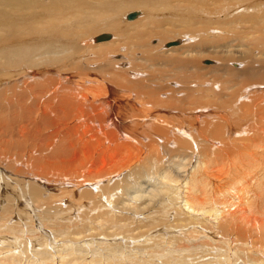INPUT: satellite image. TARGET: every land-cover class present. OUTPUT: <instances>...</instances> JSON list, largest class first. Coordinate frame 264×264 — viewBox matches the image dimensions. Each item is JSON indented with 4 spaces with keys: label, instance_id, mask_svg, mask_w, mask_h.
I'll use <instances>...</instances> for the list:
<instances>
[{
    "label": "bare ground",
    "instance_id": "obj_1",
    "mask_svg": "<svg viewBox=\"0 0 264 264\" xmlns=\"http://www.w3.org/2000/svg\"><path fill=\"white\" fill-rule=\"evenodd\" d=\"M128 1L129 0H48L47 2V0H0V78L2 79H0V89L5 86V89L0 90L1 129L2 127L9 128L8 121L10 117L8 118L7 112L16 104L15 98L18 95H16V93L17 90H19L17 87L21 83L20 80L11 83L10 80L12 78V80H14L22 73H26L24 74L27 77L26 79H30L32 82H26L25 79L24 82L26 83L23 82L21 88H25L23 89L25 91L23 94H32L35 90L34 85L29 87L30 83H34V80H39L42 78L41 76L45 74L52 73L54 74L52 75L53 77L64 81L72 80L76 76L78 79L74 81L73 85L75 87H71L72 101L62 105L71 106L70 111L76 110L77 113L73 115V117L75 120H78L77 123H81L79 124L81 127L87 129L88 125L95 124L96 128L94 129L105 135L100 134L103 140L100 141V143H108V145L104 144V147L109 146V150L102 153L111 155L107 160L109 163H112L114 161L113 156H116L110 150L116 151L130 144L134 145L136 150H139V155H142V153L139 152L150 149V147L148 148V138L150 139L151 136L156 137V144H158L159 141H163L158 145H160V147L163 146L167 150L162 155L160 154L161 156L158 158V161L154 163V165L159 166L154 176L148 174L152 163L147 164L149 156L146 157L145 166H143L141 162L139 163L141 165L130 168L129 175L136 172L137 179L138 181L140 180L137 186L131 187L130 189L127 187V184L130 185V181L126 180L129 175L127 176L126 173V176H124L121 181L111 183L113 181L111 178L115 175L119 176L122 173L123 167H121V169L111 168L112 171L108 174L111 176L105 178L104 176L107 174H105L106 167L100 168L99 166L98 168L99 164L97 163V167L91 170L94 173L87 170L89 173L84 174L83 172L86 170V166L84 165L87 161L85 159V162L83 160L85 157H82V162H85L84 165L78 162L82 165V168L85 167V170L81 171L80 169L81 175L78 174L77 180H73L72 178L67 180L68 184H72L71 186L81 190L77 192L75 190L78 189L70 188L71 186L66 183L68 185L67 188H61L62 190L59 193L51 192L48 197H45V189H54V184L51 182L53 179L50 177L51 171L47 170L41 172L37 168V165L40 160L48 161L49 158L41 156L37 153V150L34 149L36 151H34V161H28L26 163L27 174H29V177L31 176V178H34V182L23 181L24 186L19 194L20 197H24L27 202H34V213L36 209L41 210L45 208L38 214L41 229L37 231L38 229H36L35 225H33L34 228L31 226L33 220L29 222L30 226L26 224L29 228L28 232L31 234V237L34 238V249L32 253H29L25 243L24 246H21V242L20 246H16L18 241H20L18 236L22 235H19L16 231V226L12 225L2 230L3 227L0 225V233L4 234L6 231L14 234L12 240L15 243V246L11 245L10 247L4 245L1 247L0 245V264H213L211 259L214 258V256L211 255V251L215 249L221 250L222 244L219 245V243H224V245L227 244L226 251L228 247H232L231 249L234 250L233 253L236 256L231 258V254H224L223 251L222 254L220 253L221 255L219 254L220 261H223V264H228V261H230L229 264H264V241H258L260 237H256L257 239H255V236L251 237L257 232L258 234H264V195L261 197V194L264 193V134H262L264 132V121L260 119V116L264 113H262V111H264V106H262L264 104V39L263 37L248 38V46L245 44L247 46L246 49L242 46L244 43L240 44L241 46L236 45L243 47L237 50L238 53H240L238 57L232 55L228 50L224 51L223 58L219 57L215 64H213L214 60L212 62V59H202L204 60L203 62L199 60L202 56H210L205 55L208 51V47H214L213 44L204 39L205 37H210L214 34V36H216L215 42L220 41L219 47H229L230 45L228 46L224 40L230 33H234L236 36L235 39H238L240 29H243L246 25H253V23H257L261 19H264V9H262V7H264V0H142L139 2L136 1L134 4H128ZM227 1L229 5L233 6L232 10L234 11L229 14L228 11L231 10L229 8L231 6L226 5ZM99 5H106V7L100 9ZM165 8L170 10L169 13L172 17V26L179 22V26L182 27V31L181 29L177 30L173 35H177L180 38L185 37L184 42L176 38L177 36H175L173 40L168 39V32L165 30H169V28L166 29L163 27V29H161L162 25L168 22V18L163 16L165 12L163 10ZM251 8H254L255 10H253L257 12L250 14L249 10ZM68 9L71 12L68 11ZM261 9L262 11L259 13ZM160 12L161 14L163 13L162 16L165 20H160ZM53 14H55L54 19H50ZM222 14H224L223 19H221ZM53 20L56 22H71V24L78 22L85 29L88 28L90 31H87L88 29L84 30L83 35L85 36H82L80 38L81 40H78V42H82L81 46L84 50H95L98 55L99 53L105 54L106 57H109V60H112L114 63H119L118 60L123 59H113L120 54L124 56L126 54L125 52L128 51V54H131V56H138L139 52H137V50L139 49L138 51H142L139 47L134 48L130 40L144 48L143 51L140 52V57L142 58L145 55H152L155 57L154 59H156L157 56H162L158 54L157 49L162 53L179 52L176 56H172L173 54L171 53L166 55V61L170 62L168 65H174V68L177 70L175 72L177 78L175 80L171 78L172 81L170 80V84L174 83L175 85H171L169 90H165L166 95H168L170 99L163 101L161 105H152V109L157 113H150V115L146 117L147 120L145 123L149 126V130L146 128L147 130L143 129L144 131L137 134L140 130L135 129L136 125H134V123L133 128H131L132 124H125V122H136L137 120L134 116L139 110L136 109V111H138L134 114L132 110L134 102L130 104L126 102L127 104H124L125 107H119L120 109L119 111L117 110V112L110 109L111 114L108 117L104 116L106 119L103 117L104 120L102 121H104V123L96 121L93 123L91 122L92 124H88V119H86V117H92L95 113L94 111L99 108L98 104L92 106L91 102H95L90 99V95H97L96 93H100V91L102 94L104 93V95L105 93L108 94L110 88L107 86H105V88L91 86L99 79L96 77L94 79V77L89 74L90 71H87L89 69L85 70L86 73H88L86 74L78 70L76 72L73 70L69 71L66 66H61L62 68L51 66L52 68H50V66L44 64L45 62H41L50 58L55 63H65L72 58L75 53V51L69 53L73 47L64 45L60 42V38L69 35H65L64 32H61L59 35L54 34L55 28ZM188 20L192 21L194 24L192 25ZM98 23H100L101 26L96 27ZM91 24H93V26L89 28ZM196 24H198V28L190 27L197 26ZM112 27L115 29L108 32V28ZM69 28L71 27L67 29ZM212 30L213 32H210ZM173 31L174 30L171 32ZM186 31H189L191 34L198 32L199 34L196 33L198 36L205 34L202 35L200 39H198L199 37L197 38L198 41L201 39L204 41L201 43L196 42L197 39H194L196 38L194 37L195 35H193V40L188 41L189 37L185 36ZM217 32H222V35L220 34V36ZM157 35L159 36V38H157L159 40L155 43L156 45L148 43L151 39L156 38ZM166 39L168 40L166 41ZM177 40V44L168 45L170 42ZM146 41L147 45L145 44ZM168 41L170 42L168 43ZM9 43L11 44L10 46L8 45ZM46 43H48L47 46H44ZM128 43L131 45H128ZM4 44L7 45L3 47ZM233 46H235V44H233ZM198 48H200V50H198ZM117 50L119 51L114 53V51ZM155 50L157 54L151 53V51ZM257 52L261 53V55L259 56ZM181 53L184 55H181ZM255 53L257 54L256 56ZM63 54L64 56L61 57ZM98 55L97 58L101 61V57ZM25 56L28 62L27 60L24 61ZM133 56V59L128 60L134 65V62H136L135 59L139 56ZM168 58H171V60ZM235 58L242 59L244 62L243 67H240V62L236 63L238 68L230 67V61L235 60ZM197 61H199V63ZM226 61H229L228 64ZM18 62L23 66L21 69L18 68ZM148 63H150V59ZM86 64L90 69L95 66V64L91 65L89 61L86 62ZM41 65L44 68H42ZM133 65L130 64V68ZM97 66L99 65L97 64ZM209 66L212 67V70L216 68L215 72L217 70H224L227 71V73L225 75L216 72L209 75L210 71L207 69H210ZM30 67L32 69L29 74L28 70H30ZM136 70L137 69L134 71L136 72ZM97 71L100 73V70ZM127 75L125 74V76ZM220 75L226 77L225 80H221L227 83V85L224 86L223 83H221V87L219 86L220 88H218L216 82L219 81L217 78H222ZM136 77L135 80H137ZM83 79L85 82H91V85H84L81 81ZM210 79H212V81ZM252 79H254V81L249 82ZM120 80L122 81V79ZM143 81L139 84H143ZM43 84L41 85L42 87ZM236 85L237 87L234 88ZM176 86L180 89V95L176 96L178 99L174 97V89ZM42 87L38 85V89L40 90L45 89L48 91L51 89ZM230 88H232V91H230ZM56 90L57 89H53V91ZM119 90L124 92L125 90H130L129 92L135 97L139 96L137 95V91L139 90L136 91L132 87L129 88L126 86ZM129 92L126 96L129 95ZM115 93H118V91ZM21 96L19 97L21 98ZM121 97L123 98V96H120V98ZM13 100L15 101L13 102ZM32 100L34 102L33 97ZM123 100L119 102L120 105L124 103ZM170 101L173 102L171 103ZM174 101H178L177 108L179 113L171 115V112L174 111L173 109L176 108ZM106 102L107 101H103L101 104ZM142 104L143 106L147 105L146 103L144 105V102ZM4 105L5 107H3ZM89 107H91V109H89ZM49 108L55 109L52 106H49ZM147 110L146 112H148ZM106 111L107 110H105V112ZM97 117L98 116H95V118ZM233 121L236 124L233 125ZM31 123L32 122H30V124ZM138 123L139 122H137V124ZM232 125L235 128L232 127ZM235 125H237V128ZM90 128L91 127H89V129ZM134 129L137 132H134ZM3 130L4 129H2V131ZM76 134H78L77 131ZM91 135L92 137L94 136L93 134ZM230 135H237V137ZM99 137L97 138L99 139ZM82 138H84V136H82ZM144 138L147 140L145 141ZM90 139L91 137L89 139L87 138V140ZM80 140L81 139H78L77 141L81 142ZM88 143L87 145L89 147L92 143ZM171 143L173 146L170 145ZM150 144L153 145L154 143ZM14 147H16V145ZM82 147L80 144L79 149H82ZM106 150L107 149L104 151ZM87 151L90 150L86 149V152ZM36 153L37 155L35 156ZM129 153L130 152H128V154ZM135 153L132 156L135 157V155H137L136 157H138V154ZM38 155L39 158L37 157ZM123 155H125V152ZM167 155L168 160L166 161L165 157ZM132 156L130 155L129 157L134 158ZM87 157L89 158V156ZM4 158H6V156H4ZM151 158L156 160V158ZM135 159L137 162L139 157ZM15 161H17V159ZM15 161L11 160L10 163L13 164ZM105 161L103 159V162ZM78 162L77 165H79ZM70 163L72 164L73 160L72 162L70 161ZM65 166L63 170H65ZM174 166H176V168H174ZM67 167L69 166L67 165ZM137 168L139 169L137 170ZM68 169L66 172L69 173L72 168ZM109 169L108 167L107 170ZM171 169L179 171L180 177L178 176L175 178ZM124 170L127 171V169ZM73 171H71L69 175H72L71 173H73ZM0 178L2 180L5 179L3 173L0 174ZM41 183L44 184L42 185ZM84 185H87V187L84 188ZM120 185L126 186L127 188ZM120 187L128 196L124 195V197L126 196L125 198L132 200L133 204L134 202L136 204L131 208L126 207V209H132L136 212L134 220H132V224H137L136 227L131 225V217H128V215L124 216L120 213L122 215L120 219H118V217L114 219V217H116L114 213L112 214V212H109L107 209H105L104 212L98 211L90 216L91 211L107 206L106 203H103L104 201H102V198H106L108 204H112L114 200L112 196L118 193ZM64 196L71 197L68 198L78 207V210L83 205L82 208L87 207L88 211H86V209L83 213L82 210L78 217H74L71 212L65 213L63 207L58 204L59 202L62 204L65 199ZM168 199L174 204V208H171L176 210L177 214L173 222L167 218L169 216L167 215V207L171 205V203H167ZM53 202L57 204L54 203V205H52ZM82 202L84 203L82 204ZM118 202L116 203L115 201V205H117ZM120 203H122V201L119 202V204ZM129 206H132L130 202ZM153 207H155L154 210L156 209V213L159 214L157 216V221L156 218H149L146 216V219L141 221L135 219L139 213L144 214V211L150 212ZM68 208L71 209L70 207ZM9 209L5 210L6 214L9 213ZM66 211H68V209ZM73 211L72 209V212ZM165 213L167 215L166 217L164 216ZM258 213H261V215L259 214L261 217ZM108 214L112 215V218L105 217V215ZM238 215L241 216L239 220L243 221L248 226L247 228L244 227L245 230H243L244 228L241 229L242 227L239 229L237 225L236 219L239 218H237ZM89 216L91 223L84 222V227H80L77 219L82 218L83 221H86ZM249 217L251 219H249ZM31 218L33 219V217ZM99 218L104 221L101 220L100 222H96L95 219L98 220ZM6 220L9 221V219ZM122 221L127 222L123 223ZM119 222H122V224ZM143 222L144 224L141 225ZM0 224H2V222ZM17 225V229L23 226L22 224ZM112 228H114V230H109ZM138 228L140 231H136ZM142 228L145 229L142 230ZM197 228L200 230H197ZM22 229H24V231L22 230L21 232L24 233L25 228ZM152 230L153 233H151ZM88 231H90V235L87 234ZM172 232L178 233L175 234ZM149 233L153 234L151 235V237H154L152 238L153 243H137L140 238ZM169 233L172 234L171 237ZM167 234L169 235V240L167 239V242H164L165 239L163 238H166L165 236ZM81 235H84L83 238H85V235H87V237L95 236L97 238L102 236L111 238L110 240L112 241L107 240L98 243L97 239L96 243L100 246L94 250L85 247V245L74 246V240L79 239L77 237H82ZM117 237L129 238L135 241V244H133L132 248H128V246L123 245L121 241H117ZM59 238H61L62 241ZM58 239L61 244L56 246L54 244L58 243L56 242ZM63 239H69L72 241V244H70V246L65 244L66 240L63 241ZM114 239L116 241L113 242ZM25 240L28 241L26 237ZM86 240H89V238H86ZM2 243H4V240L0 241V244ZM89 244L91 243L89 242ZM51 248H57V250L53 252ZM137 250L138 252L143 251V253L138 255L139 253ZM146 253L148 254L146 255ZM123 254H128V258L123 259ZM224 255H226V258H224ZM239 259L243 261H238Z\"/></svg>",
    "mask_w": 264,
    "mask_h": 264
},
{
    "label": "rangeland",
    "instance_id": "obj_2",
    "mask_svg": "<svg viewBox=\"0 0 264 264\" xmlns=\"http://www.w3.org/2000/svg\"><path fill=\"white\" fill-rule=\"evenodd\" d=\"M136 1L137 2H139V1H142V0H129L128 1V4H134V3H136ZM47 2H48V0H47ZM136 5H138V4H136ZM226 5L227 6H231V5H229V2L227 1V3H226ZM106 7V5H99V8L100 9H103V8H105ZM232 7L233 6H231V7H229L231 10H229L228 11V14L230 13V12H234L233 10H232ZM133 8H135V7H133ZM128 9H131V8H128ZM254 8H251L249 11H250V14H252V13H256L257 11H254L253 10ZM262 9H264V7H262ZM262 9L260 10V12L259 13H261V11H262ZM87 10V9H86ZM86 10H84V11H86ZM168 8H165L163 11H165L164 12V17L165 18H168L167 20H168V22H170V23H168V22H166V23H164L163 25H162V27H161V29H163V27H165L166 29L167 28H169V30H165V31H167L168 32V36H167V38L168 39H170V40H173V38L175 39V36H177V35H173L174 34V32H176L177 30H180L181 29V31H182V27L181 26H179V22H177V23H175V25L174 26H172V17H171V15H170V13H169V11L170 10H168ZM68 11H70L69 9H68ZM142 11V10H141ZM163 11H161V12H163ZM71 12V11H70ZM143 12V11H142ZM161 12H160V14H159V17H160V20H162V19H164V17L162 16V14H161ZM168 12V13H167ZM63 13V12H62ZM166 13V14H165ZM161 15V16H160ZM223 15L224 14H222L221 15V19H223ZM54 17H55V14H53L52 16H51V18L50 19H54ZM170 17V18H169ZM233 17V16H232ZM46 18H48V17H46ZM177 18H179V17H177ZM181 18H183V17H181ZM188 19V18H187ZM135 20V19H134ZM142 20V19H141ZM165 20V19H164ZM139 21V20H138ZM188 21H190V20H188ZM164 22V21H163ZM53 23H54V28H55V33L54 34H56V35H59L61 32H64V34L65 35H69V36H66V37H64V38H60V42L62 43V44H64V45H67V46H70V47H73V49L72 50H70L69 51V53H71V51H75V53L73 54V56H72V58H70L67 62H65V63H62V62H59V63H55V62H53V60L52 59H50V58H48L47 60H43V61H41V62H45L44 64H47L48 66H50V68H52L51 66H53V67H56V68H62L63 66H66V67H68V70L69 71H74V72H76L77 70L79 71V72H83V73H86V71L85 70H87V69H89V70H87V71H90V75H92V77H94V79H95V77L97 78V79H99L98 81H96V83L94 84V85H91V82H85V80L83 79V80H81L82 82H83V84L84 85H91V86H97V87H103V88H105V86H107V87H109L110 88V90H109V93L107 94V93H105V95H104V93L102 94V92L100 91V93L102 94H100V93H96L97 95H94L93 96V94H91L90 95V99H92L95 103H92L91 102V104H92V106L94 105V106H96V104H98V106H99V108H98V110H96V111H94L95 113L92 115V117L91 116H89L90 118H88V117H86V119H88L87 121H88V124H92L93 122H96V121H100V122H102V123H104V121H102V120H104V118L105 117H108L110 114H111V111H110V109H112V110H115L116 112H117V110L119 111V109L121 108V106H124L125 107V105L127 104L126 102H129V104L130 103H132V102H134V105H133V112H134V114L139 110V112H137V114H135V119H137L136 120V122L135 121H133V122H129V123H127V122H125V124L127 125V124H129V125H131V128H133V123H134V125H136V127H135V129L137 130H140V131H136L135 129V131L134 132H137V134L138 133H140V132H142V131H144V130H149V126H147V124L145 123L146 122V120H147V118L146 117H148L149 115H150V113H157L155 110H153L152 109V105L154 106V104H156V105H161L162 104V102L163 101H166L167 99H170V97L168 98V95H166V89H170L171 87V85H175L174 83H171L170 84V80H171V78H172V80L174 79H176L177 77L175 76V72L177 71L175 68H174V65H168V64H170V62H168V61H166L167 60V56L166 55H169L170 53L171 54H173L172 56H176V55H178V53L179 52H176V51H173V53L172 52H164V53H162L159 49H157V52H158V54L159 55H162V56H157L156 57V59H154L155 57L154 56H152V55H145L144 56V54H143V58L142 57H140V52H142L143 51V49L144 48H142V47H140V46H138V44L136 43L135 44V42H133L132 40H130V43H132V46L134 47V48H137V47H139V48H141L142 49V51L140 50V51H138L137 49V52H139L138 54V56H133V57H138L137 59H135V61L137 62H134V65H133V63H130L129 62V60L128 59H133L132 58V56H131V54H128V51L127 52H125L126 54L123 56L122 54H120V55H118V56H116L115 58H113V59H115V60H118L119 58H123V59H120V60H118L119 61V63L118 62H116V63H114L112 60H109L110 58L109 57H106V55L105 54H100L99 53V55L98 54H96V51L95 50H84V48L81 46V44H82V42H78V40L80 41L81 39V37L82 36H85V35H83V31L84 30H86V29H88V28H84L81 24H79L78 22L77 23H75V24H71V22H56V21H54L53 20ZM190 23H192V21H190ZM178 24V25H177ZM194 23H192V25H193ZM116 25V24H115ZM197 26H190V27H196V28H198L199 26H198V24H196ZM93 26V24H91L90 26H89V28L90 27H92ZM99 26H101L100 25V23H98L97 25H96V27H99ZM68 27H71V28H69V29H67ZM174 29H173V28ZM170 28H172V29H170ZM109 30H107L108 32H110V31H112V29H115L114 27H112V28H108ZM172 30H174L173 32H171ZM196 30V29H195ZM87 31H90L89 29L87 30ZM104 31V30H103ZM170 32H171V34H170ZM210 32H213V30L212 31H210ZM163 33V32H162ZM196 33H198V32H196ZM196 33L195 34H191L189 31L187 32H185V36L186 37H189V39H188V41H191V40H193V35H195L194 37H196V38H194L195 40L198 38V39H200L201 37H202V35H205V34H202L201 36H198V35H196ZM219 35L222 33V32H217ZM188 34V35H187ZM199 34V33H198ZM172 35V36H171ZM222 35V34H221ZM220 35V36H221ZM244 36V37H243ZM216 36H214V34L213 35H211L210 37H205L204 39H206L207 40V42H210L211 44H213L214 45V47L213 46H211V47H208V51L206 52V54L205 55H210V56H202V57H198L199 58V60H202V59H212V62H213V60H214V62H213V64H215V62H217V60L219 59V57H221V58H223V53H224V51H230L231 53H232V55H234V56H239L240 55V53H238V51L237 50H240V49H242L243 47H239V46H236V45H240V44H242V43H244V44H242V46H244V49H246V47L248 46L247 45V40H248V38H252V37H263V39H264V19H261L259 22H257V23H253V25H246L243 29H240V34L238 35V39H235L236 38V36H235V34L234 33H230L229 35H228V37L224 40V42L225 43H227V45L229 46V47H225V48H223V47H219V44H220V41H218V42H215V40H216V38H215ZM157 38H159V36L157 35L156 36V38H153V39H151V41H148V43H150V44H152V45H156L155 43L159 40V39H157ZM176 38H179L182 42H184L185 40V37H182V38H180V37H176ZM168 39H166V41L168 40ZM198 39H197V41L196 42H198V43H201L202 41H204V40H199L198 41ZM244 39V40H243ZM83 40V39H82ZM195 40H194V43H195ZM165 41V42H166ZM30 42V41H29ZM32 42H34V41H32ZM164 42V43H165ZM170 41H168V43H169ZM130 43H128V45H131ZM47 44L48 43H46L44 46H47ZM146 45H147V41H146V43H145ZM233 44H235V46H233ZM247 46H246V45ZM5 45H7V44H4L3 45V47H5ZM9 46L11 45L10 43L8 44ZM36 46H38L37 44H35ZM80 46H81V48H80ZM241 46V45H240ZM251 47V46H250ZM33 48H34V45H33ZM76 48V49H75ZM200 48H202V47H200ZM200 48H198V50H200ZM36 49V48H35ZM133 50V49H132ZM119 50H117V51H114V53H116V52H118ZM134 51V50H133ZM256 51H258V50H256ZM255 51V52H256ZM110 52H112V51H110ZM151 53H153V54H157L156 53V50L155 51H151ZM162 53V54H161ZM258 53V52H257ZM183 53H181V55H182ZM254 54V53H253ZM97 55L99 56V57H101L100 59H101V61L97 58ZM128 55H130V56H128ZM164 55V56H163ZM184 55V54H183ZM257 54L255 53V56H256ZM258 55L260 56L261 55V53H258ZM64 56V54L63 55H61V57H63ZM123 56V57H122ZM215 57V58H214ZM56 59V58H55ZM127 59V60H126ZM139 59H141V60H139ZM149 59H150V63H148L149 62ZM168 59H170L171 60V58H168ZM25 60H27V57L25 56L24 57V61ZM114 60V61H115ZM23 61V62H24ZM91 62V65L92 64H95V66L94 67H92V69H90L88 66H87V64H86V62ZM204 60H202V62H203ZM27 62H28V60H27ZM126 62H128V63H126ZM147 62V63H146ZM198 63H199V61H197ZM227 62V64H228V62L229 61H226ZM237 62H240V67H243V64H244V62L242 61V59H239V58H235V60H231L230 61V63H229V65H230V67H232V68H238V65L236 64ZM21 63H22V61H21ZM99 65V66H97V64ZM126 63V64H125ZM235 63V64H234ZM54 64H56V65H54ZM102 64V65H101ZM130 64H132L133 66L130 68ZM150 64V65H149ZM217 64V63H216ZM18 65L20 66H18V68L19 69H21V67H23L19 62H18ZM118 65H120V66H118ZM62 66V67H61ZM26 67V66H25ZM41 67H42V65H41ZM126 67V68H125ZM210 67V69L209 68H207L209 71H210V73H209V75L210 74H213V73H216V72H219V74H225L226 75V73H227V71H224V70H220V71H216L215 72V70H216V68H213V70H212V67L211 66H209ZM214 67V66H213ZM28 68V67H27ZM34 68H36V67H34ZM33 68V69H34ZM40 68V67H39ZM42 68H44V67H42ZM97 68V69H96ZM99 68V69H98ZM24 69V68H23ZM31 67H30V70H28L29 71V74L31 73ZM135 69H137L136 70V72L134 71ZM97 70H100V73H99V71H97ZM130 70V71H129ZM33 71V70H32ZM94 71V72H93ZM121 71V72H120ZM124 71V72H123ZM144 71H145V73H144ZM127 72V73H126ZM138 72H140V73H138ZM99 73V74H98ZM135 73V74H134ZM138 73V74H137ZM24 74H26V73H22L20 76H18L17 78H15L14 80H12L11 78V80H10V82L11 83H13V82H16V81H18V80H20L21 81V83H20V85H18V89L20 90H17V93H16V98H15V100H16V104H15V106L13 107V108H11L10 110H9V112H7V116H8V118H9V121H11L12 119V121L11 122H9L8 121V123H9V128H3L2 127V129H4L3 131H2V129H1V126H0V129H1V131H0V174L1 173H3V175H4V177H5V179H1L0 178V223L2 222V224H0L2 227V230H4V229H6V227H10V226H16L15 228H16V231L19 233V235H21V236H18L19 238V240L20 241H18V245L16 244V246H20V242L22 243L21 244V246H24L25 244H26V246H27V249L29 250V253H32V251H33V249H34V247H33V245H34V238L33 237H31V234L28 232V230H29V228H28V226H30L29 225V222L30 221H34V223H33V221L31 222L32 224H31V226L34 228V226L33 225H35V227H36V229H38L37 231H39L40 229H41V223L39 222V215L38 214H40L41 213V211H43L45 208H43V209H36V211H35V213H34V202H30V201H26L25 200V198L24 197H20V192H21V189H22V187L24 186V182H26V181H31V182H34V178H31V176L29 177V174H27V162L28 161H34V151L35 150H37V153H39L41 156H43V157H47V158H49L48 159V161L46 160H40L39 161V163H38V165H37V168L41 171V172H43V171H47V170H49V171H51V175H50V177L53 179L51 182L54 184V189H56V190H54V189H52V190H47V189H45V192H46V194H45V197H48L49 196V194L52 192H54V193H59V192H61V188H63V189H65L64 187H66L67 188V186L68 185H72V184H68L67 182V180L69 179V178H72L73 180H77V177L79 176V175H81L80 173H81V171L82 170H85V167H83L82 168V165L81 164H83L84 165V163L87 161V163L84 165V166H86V170L83 172L84 174H87V173H89V172H91V173H94V172H92L91 170H93V168L94 167H97V165H98V168H99V166H100V168H104V167H106V172H105V178H109L111 175H108L109 173H111V171H112V169L111 168H119V169H121V167H123L122 169V173L119 175V176H117V175H115L113 178H111L113 181L111 182V183H114V182H118V181H121L122 179H123V177L124 176H126V174H127V176L130 174V168H134L135 166H139V165H141V164H139V163H141L142 162V165L143 166H145L146 165V160H147V156H149L148 157V160H147V164H149V163H151V165H150V169H149V175H152V176H154L155 174V172H156V169L159 167L158 165L156 166V165H154V163H156L157 161H158V158L163 154V153H165L167 150L162 146V147H160V145H158V144H161L163 141H159L158 142V144H156L157 142H155L156 141V137H154V136H151L150 137V139L148 138V148L150 147V149H145V150H142L141 152H139V153H142V155L140 154H138V151L139 150H136V148H135V146L134 145H132V144H130L129 146H125V147H123V148H119V150H110V151H112L113 153H114V155H116V156H113V159H114V161L112 162V163H109L107 160H108V158H109V156H111V155H108V153H106V154H103L102 152H107L108 150H109V146L108 147H104V144H107L108 145V143L107 142H101L100 143V141H103L102 140V136L101 135H104V134H102V133H100V132H97V130L96 129H94V128H96L95 126V124H92V125H88V127H87V129H85L84 127H81V125H79V124H81V123H77V121L78 120H75L74 119V117H73V115H75L77 112H76V110H73V111H70V109H71V106H65V105H62V104H64V103H66V102H69V101H72V93H71V87H75L73 84H74V81H76V79H78L76 76L72 79V80H68V81H64V80H62V79H58V78H56V77H53L52 75H54V74H52V73H48V74H45V75H43V76H41L42 78H40L39 80H34V83H30V85H29V87L31 86V85H34V93H32V94H23L25 91L23 90V89H25V88H21V86L23 85V82H24V80L27 78ZM86 74H88V73H86ZM125 74L127 75V76H125ZM137 74V75H136ZM145 76H144V75ZM164 74V75H163ZM133 75H135V76H133ZM142 75V76H141ZM146 75H147V77H146ZM149 75V76H148ZM22 76V77H21ZM85 76V75H84ZM137 76V77H136ZM165 76V77H164ZM220 76H222V78L221 77H219V78H217V80H219L218 82H216L218 85V88H220L221 86V83H223V85L225 86V85H227V83H224L222 80H225L226 79V77L225 76H223V75H220ZM7 77V76H6ZM87 77H89V76H87ZM102 77V78H101ZM135 77H136V79L137 80H135ZM145 77V78H144ZM162 77V78H161ZM3 78V77H2ZM8 78V77H7ZM21 78V79H20ZM161 78V79H160ZM164 78H165V81H164ZM1 79V78H0ZM17 79V80H16ZM120 79H122V81L120 80ZM130 79V80H129ZM142 79V80H141ZM143 79H144V81H143ZM222 79V80H221ZM2 80V79H1ZM146 80V81H145ZM148 80V81H147ZM154 80H155V83H154ZM171 80V81H172ZM209 80V79H208ZM211 81H212V79H210ZM216 80V81H217ZM32 82V80H30V79H26V82ZM90 81V80H89ZM105 81V82H104ZM128 81V82H127ZM134 81V82H133ZM141 81H143V84H139V83H142ZM158 81V82H157ZM160 81V82H159ZM252 81H254V79H252V80H250L249 82H252ZM26 82H24V83H26ZM122 82H123V84H122ZM126 82V83H125ZM44 83V84H43ZM111 83V84H110ZM147 83H149V84H147ZM167 85H166V84ZM43 84V87L41 86ZM97 84H99V85H97ZM101 84V85H100ZM129 84V85H128ZM145 84H146V86H145ZM155 84V85H154ZM38 85L40 86V87H42V88H51L50 90H48V91H46L45 89L44 90H40V89H38ZM72 85V86H71ZM153 87H152V86ZM161 85V86H160ZM20 86V87H19ZM121 88H123V87H129V88H133V89H135L136 91L137 90H139V91H137V95H139V96H137V97H135L133 94H131L128 90H125V92L124 91H122V90H119V89H121ZM149 86V87H148ZM159 86V87H158ZM220 86V87H219ZM5 86H3L0 90H3V89H5L4 88ZM155 87V88H154ZM156 87H157V89H156ZM237 87V85L236 86H234V88H236ZM137 88V89H136ZM146 88V89H145ZM53 89H57L56 91H53ZM112 90V91H111ZM113 91H115V92H117L118 91V93H115V92H113ZM156 91V92H155ZM178 91H179V93H178ZM230 91H232V88H230ZM129 92V95H127L126 96V94ZM146 93V94H145ZM174 93H175V95H174V97H175V99H178V97H176V96H179L180 95V89L176 86L175 87V89H174ZM22 96H21V95ZM119 94V95H118ZM125 94V95H124ZM178 94V95H177ZM108 95V96H107ZM130 95H132V96H130ZM143 95V96H142ZM19 96H21V98L19 97ZM99 96V97H98ZM106 96H107V98H106ZM120 96H123V98L121 97L120 98ZM142 96V97H141ZM19 97V98H18ZM32 97H33V99H34V102H33V100H32ZM94 97V98H93ZM109 97V98H108ZM117 97H118V99H117ZM128 97V98H127ZM135 97V98H134ZM145 97V98H144ZM30 98V99H29ZM75 99V98H74ZM110 99V100H109ZM124 99V100H123ZM138 99V100H137ZM143 99V100H142ZM146 99V100H145ZM15 100H13V102L15 101ZM31 100V101H30ZM39 100V101H38ZM76 100V99H75ZM96 100V101H95ZM115 100V101H114ZM121 100H123L124 101V103L123 104H121L120 105V101ZM136 100V101H135ZM144 102V105H145V103L147 104L146 106H143V102ZM20 101V102H19ZM77 101V100H76ZM103 101H107L106 103H103V104H101ZM109 101V102H108ZM122 101V102H123ZM139 101H141V102H139ZM171 103L173 102V101H170ZM21 103V104H20ZM39 103V104H38ZM108 103V104H107ZM112 103H114V104H112ZM119 103V104H118ZM112 104V105H111ZM125 104V105H124ZM142 104V105H141ZM174 104H176V108L175 109H173L174 111L173 112H171V115H176V113H179L178 111V108H177V105H178V101L176 102V101H174ZM6 105V104H5ZM5 105L3 106V107H5ZM110 105V106H109ZM117 106V108H116V106ZM23 108H22V107ZM49 106H52V107H54L55 109H51V108H49ZM262 106H264V104L262 105ZM109 107V108H108ZM120 107V108H119ZM137 107V108H136ZM144 108V110H143V108ZM104 110H103V109ZM263 108V107H262ZM89 109H91V107H89ZM102 109V110H101ZM136 109H138L137 111H136ZM148 109V110H147ZM105 110H107L108 111V113H107V111L105 112ZM146 110L148 111V112H146ZM151 112H150V111ZM263 110H264V108H263ZM110 111V112H109ZM21 112V113H20ZM29 112H31V113H29ZM146 112V113H145ZM264 111H262V113H263ZM24 113V114H23ZM145 113V114H144ZM22 114V115H21ZM101 114H103V115H101ZM147 114V115H146ZM19 116H20V118H19ZM95 116H98L97 118H95ZM105 116V117H104ZM23 117V118H22ZM28 117V118H27ZM101 117V118H100ZM104 117V118H103ZM16 118V119H15ZM143 118V119H142ZM92 121H91V120ZM106 119V118H105ZM260 119L262 120V121H264V113H263V115L262 116H260ZM89 121H90V123H89ZM1 122V121H0ZM30 122H32L31 124H30ZM76 122V123H75ZM92 122V123H91ZM137 122H139L138 124H137ZM148 122H150V121H148ZM234 122V121H233ZM153 123H154V121H153ZM11 124V125H10ZM12 124H14V125H12ZM75 124H76V126H75ZM155 124L157 125V123L155 122ZM234 124H236L235 122L233 123V125ZM46 125V126H45ZM145 125V126H144ZM232 125V127H234ZM78 126V127H77ZM93 126V127H92ZM97 126H98V124H97ZM236 126V128H237V125H235ZM89 127H91L90 129H89ZM244 127H246V126H244ZM15 128H16V130H15ZM147 128V129H146ZM235 128V127H234ZM92 129V130H91ZM144 129V130H143ZM76 131H77V133L80 135H78V134H76ZM148 132H151V131H148ZM262 132H263V130H262ZM75 133V134H74ZM82 133H84V134H82ZM152 133V132H151ZM91 134H93L94 136L92 137V135ZM101 134V135H100ZM143 134H144V132H143ZM262 134H264V132L262 133ZM84 136V138H82V136ZM91 135V136H90ZM100 137H99V136ZM130 135H131V133H130ZM78 138H77V137ZM85 136H86V138H85ZM105 136V135H104ZM230 136H233V137H237V135H230ZM91 137V139L90 140H87V138L89 139ZM97 137H99V139L97 138ZM101 138V139H100ZM78 139H81L80 141L81 142H79V141H77ZM83 139H85V140H83ZM153 139V140H152ZM84 142H83V141ZM98 140V141H97ZM144 140L146 141L147 139L146 138H144ZM88 142H90V143H92L91 145H93V146H89L88 147V145H87V143ZM99 143V145H98V143ZM95 143H97V144H95ZM133 143V142H132ZM150 143H154L153 145H151ZM234 143V142H233ZM80 144H81V147H82V149H79L80 148ZM83 144V145H82ZM89 144V143H88ZM16 145V147H14ZM26 145V146H25ZM101 145V146H100ZM110 145V144H109ZM170 145H172V143L170 144ZM10 146V147H9ZM12 146V147H11ZM173 146V145H172ZM104 147V148H103ZM133 147V148H132ZM11 148V149H10ZM116 148V147H115ZM154 149V152H153V149ZM159 148V149H158ZM163 148V149H162ZM35 149V150H34ZM84 149V150H83ZM86 149L87 150H90V151H87L86 152ZM94 151H93V150ZM103 149V150H102ZM105 149H107L106 151H104ZM135 149V150H134ZM152 149V150H151ZM165 149V150H164ZM82 150H83V152H82ZM81 151V152H80ZM36 152V151H35ZM89 152H90V154H89ZM92 152H93V155H92ZM124 154V152H125V155H123L122 153ZM128 152H130L129 154L132 156V155H134V153L136 152L137 154H138V157H139V160L137 159V162L135 161L136 159L135 158H138V157H136L137 155H135V157L134 156H132V157H134V158H131V157H129L130 155L128 154ZM146 152V153H145ZM149 152H151V153H149ZM37 153L35 154V156L37 155ZM84 153V154H83ZM135 153V154H136ZM85 154H87V155H85ZM98 154H99V156H98ZM161 154V155H160ZM84 155V156H83ZM127 155V156H126ZM129 155V156H128ZM4 156H6V158H4ZM78 156V157H77ZM81 156V157H80ZM87 156H89V158L87 157ZM94 156V157H93ZM124 156V157H123ZM126 156V157H125ZM153 157V158H156V160L155 159H152L151 157ZM156 156V157H155ZM38 158H39V155L37 156ZM82 157H85L84 159L82 158ZM92 157H93V159H92ZM22 158V159H21ZM63 158V159H62ZM80 158V159H79ZM17 159V161H15ZM21 159V160H20ZM61 159V160H60ZM76 159H77V161H76ZM79 159V160H78ZM85 161V159H86V161L83 163L82 161L83 160ZM103 159H104V161L105 162H103ZM175 159H176V157H175ZM11 160H14L15 162H13V164L12 163H10V161ZM72 160H73V163L71 164L70 163V161L72 162ZM95 160V161H94ZM100 160V161H99ZM153 160H155V161H153ZM165 160L167 161L168 160V155L165 157ZM81 163V164H79V162ZM97 161V162H96ZM144 161V162H143ZM77 162H78V164L79 165H77ZM115 162V163H114ZM129 162H132V163H129ZM165 162V161H164ZM93 163H95V164H93ZM98 163V164H97ZM101 163V164H100ZM106 165H105V164ZM119 163V164H118ZM138 165H137V164ZM8 164H9V166H8ZM60 164H62V165H60ZM88 164H89V166H88ZM122 164V165H121ZM129 166H128V165ZM134 166H133V165ZM61 167H60V166ZM66 165V166H65ZM67 165L69 166V167H67ZM101 165H103V166H101ZM110 165V166H109ZM131 165V166H130ZM53 166H57L56 168L55 167H53ZM64 166H65V170H63L64 169ZM143 166H141V167H143ZM22 167H24V168H22ZM59 167V168H58ZM67 167V168H66ZM72 168V170H70L69 171V173L68 172H66V170L69 168V169H71ZM75 167V168H74ZM88 167H89V169H88ZM110 168L109 170H107V168ZM125 167V168H124ZM141 167H139V168H141ZM73 168H74V171H73ZM139 168H137V170L139 169ZM174 168H176V166H174ZM68 169V170H69ZM80 169H81V171H80ZM124 169H127V171L126 170H124ZM7 170V171H6ZM89 172H88V171ZM71 171H73V173H71L72 175H69L70 174V172ZM79 171V172H78ZM124 171V172H123ZM171 171H172V173H173V175H174V177L175 178H177L178 176L180 177V172L179 171H177V170H175V169H171ZM68 173V174H67ZM82 173V174H83ZM90 173V174H91ZM126 173V174H125ZM44 174V173H43ZM79 174V175H78ZM46 175V174H45ZM134 175H136V176H134ZM47 176V175H46ZM108 176V177H107ZM116 176H117V178H116ZM130 176V177H129ZM128 176V179H126L127 181H130V185H128L127 184V187H129V189L131 188V187H134V186H137L138 185V183H139V181H138V179H137V173L136 172H134L133 174H131V175H129ZM34 177V176H33ZM48 177V176H47ZM135 177V178H134ZM141 179V178H140ZM132 180V181H131ZM24 181V182H23ZM61 181H63V182H61ZM126 181V182H127ZM68 185H67V184ZM125 183V182H124ZM123 183V184H124ZM42 185L44 184V183H41ZM122 184V185H123ZM122 185H120V186H122ZM141 185H142V183H141ZM255 185V184H254ZM253 185V186H254ZM16 186V187H15ZM69 186V187H70ZM44 187V186H43ZM56 187V188H55ZM68 187V188H69ZM87 187V185H84V188H86ZM122 187H124V188H127L126 186H122ZM256 187V186H255ZM70 188H73V189H78V190H75V191H77V192H79L80 190H79V188H77V187H73V186H71ZM18 189V190H17ZM48 191V192H47ZM122 191V192H121ZM118 194V195H117ZM116 195H113L112 197H113V199L116 201V203L119 201V202H121L122 201V203H120L119 204V202H118V204L117 205H115L116 203H115V201L113 200L112 201V204H108V202H107V200H106V198H102V201H104L103 203H106L107 204V206H103V207H101L100 209H95V210H93V211H91L90 213V216L91 215H93L94 213H97L98 211H100V212H104L105 211V209H107L109 212H112V214L114 213V215L116 216V217H114V219H117V217H118V219H120V216H122L120 213H122L124 216H127L128 215V217H131V220H130V222H131V225L133 226L134 225V227H136L137 226V224L136 223H133L132 224V220H134V216H135V211L134 210H130V209H126V207L127 208H131V207H133V206H135L136 204H135V202H134V204H133V202H132V200H129L128 198H125L127 195L123 192V189L120 187L119 188V191H118V193H117ZM124 195H126L125 197H124ZM263 195H264V193H262L261 194V197H263ZM65 197V199L63 200V202H62V204H64V205H62L60 202L58 203L59 205H61L62 207H63V209H64V212L66 213V212H71V214L73 213V216L74 217H78L79 216V214H81V211L84 213L85 212V210L86 211H88V208L87 207H85V208H82L83 207V205L80 207V209L78 210V207L77 206H75L73 203H72V201H71V199H69V198H71V197H69V196H64ZM69 197V198H68ZM120 197V198H119ZM128 197V196H127ZM8 198V199H7ZM119 198V199H118ZM117 199V200H116ZM126 200V201H125ZM71 201V202H70ZM20 202V203H19ZM128 202V203H127ZM129 202H130V204H132V206H129ZM172 201L170 200V199H168L167 200V203L168 204H170ZM54 203H56V202H53V204L52 205H54ZM72 203V204H71ZM84 202H82V204H83ZM124 203V204H123ZM125 203H127V204H125ZM57 204V203H56ZM68 204H70V205H68ZM159 204V203H158ZM157 204V205H158ZM5 207H3V206ZM120 205V206H119ZM23 206V207H22ZM114 206V207H113ZM121 206H123V207H121ZM125 206V207H124ZM170 206V207H169ZM167 208H168V214L167 215H169L167 218H169V220L171 221V222H173L174 221V218H176V216H177V214H176V210H173L171 207H173L174 206V204H172L171 203V205H169ZM68 207H70L71 209H69ZM263 207H264V205H263ZM10 208V209H9ZM68 209V211H66L67 209ZM121 209V211H120V209ZM154 208L155 207H153V209H151L150 210V212H147V211H144L143 213L144 214H138V216L135 218V219H138V220H143V219H146L145 218V216L146 217H149V218H156V221H157V216L159 215V214H157L156 213V209L154 210ZM166 208V209H167ZM171 208V210H170V212H169V209ZM174 208V207H173ZM177 208V207H176ZM6 209H9L10 211H9V213H7L6 214V212H5V210ZM22 209V210H21ZM72 209L74 210L73 212H72ZM1 210H2V212H1ZM30 210V211H29ZM77 210V211H76ZM106 210V211H107ZM154 210V211H153ZM22 211H23V214H22ZM128 211V212H127ZM143 211V210H142ZM141 211V212H142ZM152 211V212H151ZM263 211H264V208H263ZM13 212H15V213H13ZM74 212H76V213H74ZM124 212V213H123ZM155 212V213H154ZM13 213V214H12ZM19 213V214H18ZM82 213V214H83ZM151 213V214H150ZM154 213V214H153ZM9 214V215H8ZM111 214V213H110ZM110 214H108V215H105V217H108V218H112V215H110ZM261 215V213H258V215ZM263 214V213H262ZM15 215V216H14ZM18 215V216H17ZM30 216V215H32V216H30V217H28V216ZM110 215V216H109ZM166 215V213L164 214V216L166 217L167 216ZM259 215V216H260ZM11 216H13V217H11ZM22 216V217H21ZM26 216V217H25ZM90 216H89V218H87V220L86 221H83V219L82 218H78L77 220H78V224H80L79 226L80 227H84L83 226V224H84V222H87V223H91V219H90ZM263 216H264V214H263ZM5 217H7V218H5ZM31 217H33V219L31 218ZM239 217V218H238ZM240 215H238L237 216V218L238 219H236V222L238 223L237 225H238V227H239V229L241 228V229H243L244 227L245 228H247L248 226L246 225V223H244L243 221H241V220H239L240 219ZM261 217V216H260ZM4 218V219H3ZM11 218V219H10ZM28 218V219H27ZM84 218V217H83ZM6 219H9V221L8 220H6ZM16 219V220H15ZM249 219H251L250 217H249ZM85 220V219H84ZM101 220H103V219H98V220H96L95 219V221L96 222H100ZM5 221H7V222H5ZM18 221V222H17ZM22 223H21V222ZM28 221V222H27ZM104 221V220H103ZM106 222V221H105ZM123 223H125V222H127V221H122ZM122 222H119V223H121L122 224ZM14 223V224H13ZM240 223V224H239ZM242 223H244V224H242ZM264 223V222H263ZM5 224H7V225H5ZM17 224H22L23 226H20L21 228H18L17 229ZM28 226H27V225ZM136 224V225H135ZM142 224H144V222L143 223H141V225ZM246 225V226H245ZM105 227V226H104ZM22 228H25V232L23 233V232H21L22 230L24 231V229H22ZM74 228V227H73ZM107 228V227H106ZM160 228V227H159ZM245 228L243 229V230H245ZM21 229V230H20ZM139 229V228H138ZM136 230V231H140V229L139 230ZM145 228H142V230H144ZM192 229V228H191ZM109 230H114V228H112V229H109ZM155 230V229H154ZM190 230V229H189ZM197 230H200L199 228H197ZM21 233H20V232ZM178 231V230H177ZM90 231H88L87 232V234H89L90 235V233H89ZM181 232V231H180ZM151 233H153V230L151 231ZM151 233H149L148 235L147 234H145V236L144 237H142V238H140V240H138V242L137 243H140V244H151V243H153V239L152 238H154V237H151V235H153V234H151ZM172 233H175V234H177L178 232H172ZM23 234H25V235H23ZM170 234V237L172 236V234L171 233H169ZM13 235L14 234H12V233H8V232H6L5 231V233L4 234H2V233H0V236H2V237H0V241H3L4 240V243H2V244H0L1 245V247H3L2 245H4V246H11V245H13V246H15L14 244V241L12 240V238H13ZM88 235V236H89ZM258 235V236H257ZM3 236H4V238H3ZM24 236V237H23ZM49 236V235H48ZM82 237H77V238H79V239H75L74 241H75V243H73V245L74 246H80V245H85V247H87V248H89V249H91V250H94V249H96L98 246H100L99 244H97L96 242V240L98 239V243H102L103 241H112V240H110L111 238H105V237H95V236H89V237H87V235H85V238H83L84 237V235H81ZM255 236V239H257V238H259L258 239V241H264V234L263 233H259L258 234V232L256 233V234H254V235H252L251 237H254ZM25 237H26V239L28 240V241H26L25 240ZM166 238H163V239H165L164 240V242H167V239H168V237H169V235L167 234L166 236H165ZM257 237V238H256ZM6 238H8V239H6ZM84 240H83V239ZM86 238L88 239L89 238V240H86ZM119 238V239H118ZM59 239H61V238H59ZM57 240L56 242H58V243H55L54 245H58V244H61V242H60V240ZM91 239V240H90ZM113 239V238H112ZM66 240V241H65ZM80 240H81V242H80ZM94 240V241H93ZM116 240L117 241H121L122 242V244L123 245H125V246H128V248H132L133 247V244H135V241H133V240H131V239H125V238H121V237H117L116 238ZM115 239L113 240V242L114 241H116ZM169 240V239H168ZM32 241V242H31ZM61 241H62V239H61ZM63 241H65V244H68L69 246H70V244H72V241H70L69 239H63ZM85 241V242H84ZM92 241V242H91ZM100 241H102V242H100ZM68 242V243H67ZM89 242L91 243V244H89ZM8 243H10V244H8ZM25 243V244H24ZM33 243V244H32ZM155 244V243H154ZM222 244V245H221ZM219 245H221V250L220 249H215L214 251H211L212 252V254L211 255H213L214 256V258H212L211 259V261H213V264H223L224 262L223 261H220L221 259H220V256H219V254L221 253H223V251H224V254H227V255H229V254H231V258L232 257H234L235 255H234V250H232L230 247H228L229 248V250H228V248H227V251H226V245L227 244H225L224 245V243H219ZM31 246V247H30ZM55 246V247H56ZM102 246V245H101ZM9 247H7V248H9ZM93 247V248H92ZM95 247V248H94ZM223 247V248H222ZM52 249V251L53 252H55L56 250H57V248L56 249H53V248H51ZM225 249V250H224ZM219 251V252H218ZM137 252H138V250H137ZM227 252V253H226ZM18 253V252H17ZM139 254L138 255H141L142 253H143V251H139L138 252ZM26 254V253H25ZM148 253H146V255H147ZM220 254V255H221ZM124 255V256H123ZM122 256V258L123 259H127L128 257H127V255L128 254H123ZM216 255V256H215ZM226 255H224V258H226L225 257ZM236 257V256H235ZM91 258V257H90ZM223 259V258H222ZM238 261H243L242 259L240 260H238ZM159 262V261H158ZM216 262V263H215ZM228 264L230 263V261H228L227 262ZM242 263V262H241ZM226 264V263H225ZM231 264H233V263H231Z\"/></svg>",
    "mask_w": 264,
    "mask_h": 264
},
{
    "label": "water",
    "instance_id": "obj_3",
    "mask_svg": "<svg viewBox=\"0 0 264 264\" xmlns=\"http://www.w3.org/2000/svg\"><path fill=\"white\" fill-rule=\"evenodd\" d=\"M177 43H178V40L177 41L170 42L168 45H173V44H177Z\"/></svg>",
    "mask_w": 264,
    "mask_h": 264
}]
</instances>
